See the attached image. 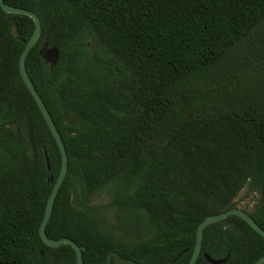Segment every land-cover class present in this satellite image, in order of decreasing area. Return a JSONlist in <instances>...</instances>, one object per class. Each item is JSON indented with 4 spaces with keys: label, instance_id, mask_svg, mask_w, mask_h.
Returning a JSON list of instances; mask_svg holds the SVG:
<instances>
[{
    "label": "trees",
    "instance_id": "obj_1",
    "mask_svg": "<svg viewBox=\"0 0 264 264\" xmlns=\"http://www.w3.org/2000/svg\"><path fill=\"white\" fill-rule=\"evenodd\" d=\"M3 2L40 20L25 68L68 159L49 239L83 247V264L111 251L187 264L198 224L238 208L244 188L258 197L239 209L264 230V69L238 72L240 44L263 34L264 0ZM33 29L0 8V264H76L71 246L38 233L61 156L19 73ZM43 43L58 50L53 70ZM100 193L106 203H92ZM204 255L252 264L264 238L230 215L204 228L195 264H210Z\"/></svg>",
    "mask_w": 264,
    "mask_h": 264
},
{
    "label": "water",
    "instance_id": "obj_2",
    "mask_svg": "<svg viewBox=\"0 0 264 264\" xmlns=\"http://www.w3.org/2000/svg\"><path fill=\"white\" fill-rule=\"evenodd\" d=\"M0 8L5 13L15 14V15H24V16L29 17L33 21V24H34L33 32L31 34L30 38L27 40V42H26V44H25V46L21 52V55L19 57V73H20V76L22 78L24 85L26 86V88L30 92L31 96L33 97V99H34L36 105L38 106V108H39V110H40L51 134H52V136L54 137L56 144L58 146L59 152H60V156H61L60 171H59V174H58V176H57V178L53 184L52 190L49 194V197H48V200H47V203L45 206L44 216H43V219L41 221V224H40L39 230H38L39 237H40V239L44 245L51 247V248H56V247H59L61 245L71 246V248L74 250L75 255H76V264H83V259H82V251L84 250L83 247L78 246L73 240L68 239V238H60L57 240H52V239H49L45 235V226L50 219L55 196H56V194H57L65 176H66V173H67V161H68V159H67V154H66V150H65V146H64V143L62 141V138H61V136H60L49 112L47 111L41 97L39 96L37 90L35 89L31 79L29 78L27 71H26V68H25V58H26L28 52L34 47V45L37 43V41L39 40V38L41 36L40 20L34 12L27 10V9H24V8H17L14 6H10V5L4 3L3 0H0ZM11 32L14 36H17L15 25H13L11 27ZM38 54L49 65L50 70H53L55 68V66L58 62V58H59L57 48H55L54 46L49 47L47 45V43H43L41 45L39 51H38ZM46 165H47V168L49 169V162H48L47 158H46ZM230 215H235V216H238L239 218H241L255 232H257L260 236H262L264 238V230L251 218V216H249V214H247L245 211H243L239 208H232L230 210H227L226 212H222V213H219L216 215L207 216L204 218V220H202L198 224V226L196 228L195 245H194L191 257H190L187 264H195L199 255H200L202 234H203L204 228L210 224L220 222ZM204 257L206 258V260L210 264H221L224 261V260H212L206 255H204ZM112 258H114V264H137L133 260L121 257L117 252H114V251H111L107 254V259H106V262L104 264H110L112 261ZM263 263H264V255L259 257L252 264H263Z\"/></svg>",
    "mask_w": 264,
    "mask_h": 264
},
{
    "label": "rangeland",
    "instance_id": "obj_3",
    "mask_svg": "<svg viewBox=\"0 0 264 264\" xmlns=\"http://www.w3.org/2000/svg\"><path fill=\"white\" fill-rule=\"evenodd\" d=\"M261 34V32L255 30L249 41L246 40L240 44L243 54L239 57H243V55L246 57L239 59V74H248L251 69L255 67L264 69V60L262 59V56H264V31L263 34ZM209 86H212V84H209ZM245 192L246 189H242L237 197L239 200L238 208L250 211L253 208L258 196L256 194L247 196ZM106 201L107 197L105 193H100L92 199V203L97 205L105 204Z\"/></svg>",
    "mask_w": 264,
    "mask_h": 264
}]
</instances>
